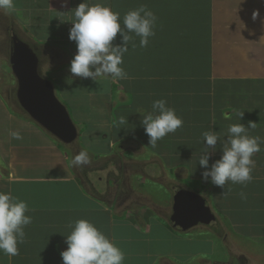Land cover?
I'll list each match as a JSON object with an SVG mask.
<instances>
[{"label":"crops","instance_id":"crops-1","mask_svg":"<svg viewBox=\"0 0 264 264\" xmlns=\"http://www.w3.org/2000/svg\"><path fill=\"white\" fill-rule=\"evenodd\" d=\"M97 1L119 12L121 23L128 11L141 5L158 18L147 47H139V37H135V49L129 45L121 65L127 79L97 78L111 81L109 98L89 88L97 81L73 76L69 71L77 52L76 43L69 39L75 19L72 10L83 0H67L66 5L63 0H15L13 11H0V60L6 65H0V76L3 68L11 82H17L12 70L11 38L32 48L42 75L52 79L61 91L59 97L70 99L75 109L80 107L75 123L82 139L72 144L57 140L28 114L14 111L0 88V191L26 201L30 209L26 214L33 218L25 227L19 254L9 257L0 252V264H63L66 236L78 219H88L111 238L125 254L123 264H164L166 260L193 259L213 252L214 241L209 234H173L166 225L171 227L160 220L158 209L144 212L139 203L121 194L126 186L139 197L129 185L130 171L126 168L139 161L125 154L130 150L132 157L143 158L147 151L153 154L154 148H147L143 137L126 131L118 138L123 139L120 142L111 134L116 133L115 124L121 116L134 118L141 125L155 100L165 99L182 117L183 126L164 138L171 139V146L186 149L185 154L201 155L205 150L202 133L214 131L226 138L232 124L248 126L255 122L248 133L264 141V0H91ZM115 42H120L119 33ZM76 94L86 97L92 110H99L102 119L96 118L94 127L87 126L89 118L81 108L84 101ZM81 124L86 129H81ZM13 131L22 139H14L10 135ZM101 139L111 150L104 159H99V148L95 151ZM115 142L122 145L116 152ZM155 150L166 153L164 148ZM179 150L175 154L181 155ZM81 151H86L90 160L83 168L72 163ZM217 155H222L219 142L211 156ZM253 159L252 181L231 184L227 196L223 195L225 189L216 186L224 201L219 206L215 199L210 202L219 213L217 224H224L225 216L234 228L250 229L245 234L251 237L264 236V143ZM198 161L191 160L195 167H189V171L195 169L202 175ZM162 166L163 175H157L169 179ZM107 167H117L118 175H112L114 171ZM183 172V178L177 173L169 180L178 187L198 191L189 186L194 175L187 169ZM151 174L148 171L147 176ZM241 192L246 199L241 198ZM240 210L252 217H240ZM142 223L148 224L140 229ZM175 238H179L181 249L163 243Z\"/></svg>","mask_w":264,"mask_h":264},{"label":"clouds","instance_id":"clouds-1","mask_svg":"<svg viewBox=\"0 0 264 264\" xmlns=\"http://www.w3.org/2000/svg\"><path fill=\"white\" fill-rule=\"evenodd\" d=\"M63 3L66 5L67 0H63ZM14 8L15 0H0V11L8 13ZM72 11L75 19L71 22L73 26L69 30V39L76 43L77 52L71 60L70 73L94 81L99 77L127 79L128 74L121 66L123 57L129 51V45L133 49L137 47L135 37H139V47L148 46L150 37L155 35L154 29L158 19L156 14L146 5H141L128 11L121 23L119 12L113 11L104 3H92L91 0H83ZM118 33L120 42L116 43ZM151 107L152 111L141 119V125L149 137V144L155 147L158 141L181 128L183 119L165 99L153 101ZM127 123L128 118L124 116L119 118L120 125ZM255 125V122H249L248 126L243 123L232 124L227 130L226 138L214 131L202 133L205 150L198 161L205 169L202 177L205 181L210 180L215 186L225 189L223 193L225 196L230 194L231 184L246 185L253 179L252 172L255 168L253 157L261 151V143H264L259 136L249 135L248 129L254 128ZM10 135L14 139H22L19 132L13 131ZM218 142L222 149L221 158L209 167L210 156L216 151ZM72 163L80 168L88 165L90 163L88 153L79 152ZM240 195L246 199L243 192ZM29 211L26 201L10 192L0 191V252L3 254L9 257L19 254L18 246L25 242V227L33 220L32 216L26 214ZM202 226L204 225L197 226L195 235H201L199 233L201 230L207 234L212 232V229ZM70 227L72 231L66 236L67 249L61 252L63 264H123L124 252L93 222L78 219ZM228 234L225 230L226 243ZM201 256L213 264L209 256ZM241 258L243 257L237 256L239 263Z\"/></svg>","mask_w":264,"mask_h":264},{"label":"rangeland","instance_id":"rangeland-1","mask_svg":"<svg viewBox=\"0 0 264 264\" xmlns=\"http://www.w3.org/2000/svg\"><path fill=\"white\" fill-rule=\"evenodd\" d=\"M3 59L0 60V65L2 66H6L3 65ZM3 72V77H6V72L4 71V69H1ZM11 77V76H9ZM0 80L3 81L2 77L0 76ZM94 81V80H91ZM90 81V82H91ZM89 82V83H90ZM101 82V81H100ZM97 82H93L90 83L89 88L91 90H97V86H96ZM101 84V89H103V92L101 93L103 96L109 98V94L106 91V84L105 83H100ZM57 88V87H56ZM57 93H61V91L57 88ZM80 101H84L82 102L84 105H82L83 107H81L83 109V113L85 115V118L89 120H87L86 122L88 123V125L93 126L94 127V120L97 118V121L99 119H102L99 110L97 109V111H94L92 109H90L89 107V103L86 100V97L84 96H77ZM88 99V98H87ZM66 102V104H68L69 109L71 111V114L74 118V120L77 119V114L76 111L78 108H80L79 106L75 109V106L70 102V99L65 100L62 99ZM87 101V102H85ZM194 109L196 108V106L193 107ZM129 114H133L132 112H128ZM227 114V113H225ZM104 116H106L108 118V115L105 113ZM141 122V121H140ZM116 125V133L114 135L111 134V138H116L115 141H123L119 140L118 138H120L122 136V131H126V134L132 133V136H141L145 139L147 145L146 147H150V148H154L153 150V154H155V156L153 154H151V151H147L145 152V155L143 158H138L137 155H134L132 157L131 155V151L129 150L128 153L125 154L126 158L129 159H137V161L140 162L141 165H143V163L141 162H145V161H149V164H147L146 166L142 167L141 169H139L140 167H131L130 170V176H129V185L130 187H132L133 189H136L138 192V195L133 194V197L135 200H137L141 206V209L146 212L148 211H152V210H156L161 207H164V209H167V207H169V202L171 200L172 195L170 196V193H174V191H167L166 187H163L161 185V180L157 181L153 178L158 179L159 175H157V173H162L163 171H165L164 169H162V165H164V167H166V172L165 175L171 180L172 176L176 175L177 173L180 175L181 178L182 174L185 173L183 172L184 170H188V173L190 175H194L191 176L189 186H192V188H196L198 191L202 192L203 194L206 195L207 198H209V202H213L214 199L216 200L218 206L220 203H222V201H224V198L222 197V195L219 193V190L216 188V186L214 184H212L209 181H205L202 177V175H200L199 173H197V171L195 169H193L192 171H189V167H195L193 165L190 164L191 160H195L196 162L199 160L201 155H188L185 154V152L183 150L186 149H181L179 146L177 148V145L175 146H171V143L169 142L171 139L170 138H163L162 140L158 141L155 147H159V148H164L166 153H160L159 151L155 150V147L151 146L149 144V137L146 135L145 131L142 130L141 125L139 123H136L134 118L128 117V123L125 125H120L118 122L115 124ZM81 129H86V125L81 124L80 125ZM107 128H109V125L107 126ZM204 130V128H203ZM144 132V133H141ZM130 136V137H132ZM169 137H171V133L169 135ZM129 138V137H128ZM81 139V138H80ZM78 138V140H80ZM137 139V138H136ZM82 140V139H81ZM85 142V141H83ZM92 146V145H91ZM121 144H116L114 145V151H119L121 149ZM101 150L100 151V155H99V159H104L107 157V152L111 153L110 147L108 145V143L104 140L101 139L100 142L97 143V145L95 146V151L97 152V150ZM180 152L181 155L175 154V152L178 150ZM125 153V152H124ZM124 153L121 156H124ZM130 153V154H129ZM109 155V154H108ZM157 156V157H156ZM97 155H95V160H96ZM221 155H217V156H211L210 157V162L209 163H214L218 158H220ZM121 160V158H120ZM165 160V163H164ZM160 162L162 163V165L160 164ZM107 168H111L113 172L112 175L117 176L118 173L116 172V170L118 169L117 167H107ZM178 168H180L181 170H178ZM186 168V169H185ZM203 169V172L205 171V169L203 167H201ZM148 169H150V172L152 173L151 175H148ZM199 169V167H198ZM153 170V172H152ZM110 176L107 175V179ZM153 177V178H152ZM112 180L115 182L116 179L112 178ZM123 186V185H121ZM118 189H120V186H118ZM181 189V187L176 188V190ZM166 194V196H165ZM166 198V201H165ZM216 208V207H215ZM217 209V208H216ZM217 212V211H216ZM219 216V213H217ZM240 217L242 218H248V215L250 214L252 217V214L249 213H245L243 210H240V212L238 213ZM223 217V215H222ZM223 221H224V228L225 230L229 233L228 234V243H226L223 239L221 240L218 236L214 235H209V237L213 238L214 240V249L213 252L211 253V255H209V259L212 261L213 264H223L224 262H232V264H264V236H255V237H251L248 236L247 234H245L247 231H249L250 229H238V228H234L233 226V222L230 220H228L225 216L223 217ZM146 224L148 223H142L139 227L140 229H142ZM231 226L233 229H231ZM166 227L168 228V230L175 234V230L170 229L167 225ZM204 234L206 233V231H199V233ZM178 236H183L182 234H176ZM198 236V235H195ZM216 236V237H215ZM220 240H219V239ZM260 239H262V241L259 243ZM164 244H169L171 243L175 248H179L181 249V243L179 241V238H175L173 239L171 242L170 241H165L163 242ZM240 257L242 256L243 259L242 261H240V263L235 260L237 258V256ZM241 260V259H240ZM211 264L209 260L206 259H201V258H197L195 260L193 259H181V258H177V260L174 261H169V262H165V264ZM161 264V263H159Z\"/></svg>","mask_w":264,"mask_h":264},{"label":"water","instance_id":"water-1","mask_svg":"<svg viewBox=\"0 0 264 264\" xmlns=\"http://www.w3.org/2000/svg\"><path fill=\"white\" fill-rule=\"evenodd\" d=\"M24 52L12 55V70L18 79L17 96L27 114L65 144H72L80 136L79 128L69 107L57 93L55 83L39 70L38 57L28 45ZM175 226L189 230L198 223L210 224L218 220L205 194L189 188L176 190L173 197ZM217 220V221H216Z\"/></svg>","mask_w":264,"mask_h":264},{"label":"flooded vegetation","instance_id":"flooded-vegetation-1","mask_svg":"<svg viewBox=\"0 0 264 264\" xmlns=\"http://www.w3.org/2000/svg\"><path fill=\"white\" fill-rule=\"evenodd\" d=\"M14 39L11 38V49H12V53H11V56L16 53V52H24V49H23V46L17 44L16 42L13 41ZM17 54V53H16ZM3 81L0 80V88L2 89L1 92H2V95L4 96L6 102L11 106V108L14 110V111H19L21 113H26L27 112L24 110V108L22 107L20 101H19V98L17 96V92H18V89H19V83H18V79L16 77V83H14V81L12 80L11 82V78L10 77H2ZM113 163V162H112ZM111 163V164H112ZM116 165L118 164L117 162H114ZM143 163V165L140 164V162H136V163H133V165L131 164L129 167H126L127 169H129V171L131 170V167H140L139 169H141V167H144L146 166V161L145 162H141ZM97 167H101L100 164H97ZM125 168V167H124ZM148 171H150V169H148ZM173 183V185H170V187H172L171 189L169 188V191H174V193H170V196L172 195L171 197V200L169 202L170 206L167 207V209H164V207H161L159 208L158 212H159V218L160 220H162L163 222H165L166 224H168L171 229L175 230V233L179 234H183L184 232H188V231H196L197 230V226L198 225H204L203 223H198L196 226H193L191 227L189 230H184L181 226L177 225L175 226V223L174 221L172 220V216H173V213H174V210H173V197H174V194L176 192V188H179L176 184V182L174 180L171 181ZM121 194L124 195L125 197H128V198H132L133 197V194L128 190V188L126 186L123 187V189L121 190ZM131 202H134L136 204H138L139 202L135 199L132 198ZM219 219V217L217 218V220ZM216 220V221H217ZM182 231V232H181ZM193 235H195V233H192ZM201 259H202V256H201ZM243 258H241V261H242ZM193 260H195L193 258ZM169 262V260H166V263ZM163 264V263H161ZM165 264V263H164ZM176 264V263H175Z\"/></svg>","mask_w":264,"mask_h":264},{"label":"trees","instance_id":"trees-1","mask_svg":"<svg viewBox=\"0 0 264 264\" xmlns=\"http://www.w3.org/2000/svg\"><path fill=\"white\" fill-rule=\"evenodd\" d=\"M98 2V1H97ZM104 4H107L108 5V3H105L104 2ZM100 83H105L106 84V91H107V93L109 94V90H110V84H111V81H106V80H101V82L99 81V80H97V92H98V94H99V92H103V89H101V84ZM77 96L79 95V94H76ZM91 109V108H90ZM87 126L89 127L90 125H88V123H87ZM146 164H149V161H146ZM160 164L162 165V163L160 162ZM161 175H163V173L161 174ZM158 179H160L161 180V183L162 184H165L164 185V187H166V190L169 192V188L171 189L172 187H170V185H173V183L169 180V179H166V180H164V179H162L161 177L160 178H158ZM218 222V221H217ZM217 222L216 223H210V224H204V226H202V227H207V228H209V229H212V232H209L208 234L209 235H212L213 233V236L214 235H216V236H218L221 240L223 239L224 240V235H225V228H224V226H223V224H217ZM204 231V230H203ZM182 232V231H181ZM192 233H194V231L192 232V231H188V232H184L182 235H184V236H189V235H191ZM179 234H181V233H179ZM205 234H207V233H204V234H202V232H201V235H198V236H204ZM215 236V237H216ZM218 238V239H219ZM213 239V238H212ZM219 239V240H220ZM214 241V240H213ZM262 241V239H260V241H259V243ZM214 249V242H213V248H212V250ZM209 255H211V254H209ZM209 255H203L204 257H207V256H209ZM198 257H201V256H197V257H195L194 259H197ZM235 260H237V258L235 259Z\"/></svg>","mask_w":264,"mask_h":264}]
</instances>
